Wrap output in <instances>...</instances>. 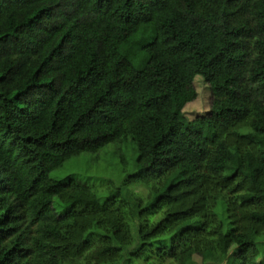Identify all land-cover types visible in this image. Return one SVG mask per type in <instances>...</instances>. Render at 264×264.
Here are the masks:
<instances>
[{"label": "trees", "instance_id": "obj_1", "mask_svg": "<svg viewBox=\"0 0 264 264\" xmlns=\"http://www.w3.org/2000/svg\"><path fill=\"white\" fill-rule=\"evenodd\" d=\"M127 139L116 186L48 176ZM194 256L264 264V0H0V264Z\"/></svg>", "mask_w": 264, "mask_h": 264}, {"label": "rangeland", "instance_id": "obj_2", "mask_svg": "<svg viewBox=\"0 0 264 264\" xmlns=\"http://www.w3.org/2000/svg\"><path fill=\"white\" fill-rule=\"evenodd\" d=\"M193 86L196 99L187 103L183 108V114L189 120L205 114L210 100L209 88L199 75L194 77ZM134 148L129 139L110 143L95 154H81L71 158L60 168L49 171L48 176L55 179L70 176L76 181L88 184L97 192L102 191L118 185L122 178L133 171L134 160L137 156ZM131 187L141 195L145 193V188L141 184ZM199 262L200 258L194 256L191 264H199ZM165 264L172 263L166 262Z\"/></svg>", "mask_w": 264, "mask_h": 264}]
</instances>
